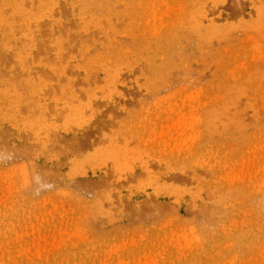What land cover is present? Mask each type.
Here are the masks:
<instances>
[{"label":"rangeland","instance_id":"rangeland-1","mask_svg":"<svg viewBox=\"0 0 264 264\" xmlns=\"http://www.w3.org/2000/svg\"><path fill=\"white\" fill-rule=\"evenodd\" d=\"M0 264H264V0H0Z\"/></svg>","mask_w":264,"mask_h":264}]
</instances>
